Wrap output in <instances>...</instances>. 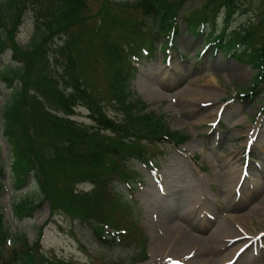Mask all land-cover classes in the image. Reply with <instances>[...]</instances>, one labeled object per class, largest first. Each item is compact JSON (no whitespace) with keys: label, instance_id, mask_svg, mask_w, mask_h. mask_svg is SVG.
<instances>
[{"label":"trees","instance_id":"trees-1","mask_svg":"<svg viewBox=\"0 0 264 264\" xmlns=\"http://www.w3.org/2000/svg\"><path fill=\"white\" fill-rule=\"evenodd\" d=\"M29 0H0V56L11 53L13 65L0 70L10 86V98L1 107L4 139L10 149L13 187L35 180L41 196L13 205L16 217H31L47 203L55 212L92 225L99 243L128 241L139 235L132 202L116 185L133 187L135 161L149 166L156 157L148 146L169 142L178 146L188 137L171 132L164 120L134 97L130 90L136 68L133 61L152 54L154 42L164 49L179 33L181 18L195 36L205 35L210 50L251 65L257 74L240 98L257 99L264 86V17L257 30L227 32L238 10L237 0H199L198 9L181 15L188 0H34V36L21 47L15 36ZM94 9V10H93ZM140 14L133 19L131 15ZM224 26L214 34L218 15ZM259 34L260 42H255ZM58 42H54V39ZM104 82V89L102 87ZM123 114L110 118L104 104ZM88 112L90 125L72 119L75 109ZM264 109V107H263ZM145 111V112H144ZM3 169L0 167V175ZM89 184L87 191L77 190ZM2 185H0V193ZM113 230L110 241L104 227ZM42 228L29 242L25 235L12 238L0 211V264H77L50 257L41 250ZM104 238V239H103ZM12 247V248H11ZM10 252L8 253V249ZM144 255V250H142ZM145 256V255H144Z\"/></svg>","mask_w":264,"mask_h":264},{"label":"rangeland","instance_id":"rangeland-1","mask_svg":"<svg viewBox=\"0 0 264 264\" xmlns=\"http://www.w3.org/2000/svg\"><path fill=\"white\" fill-rule=\"evenodd\" d=\"M112 1L122 4L138 0ZM200 5L199 0H188L181 15ZM237 6L227 32L258 31L264 17V0H237ZM3 8L0 4V10ZM36 8L34 0L27 2L15 37L21 47L29 45L36 25L43 29L39 25L43 18H35L36 12H41ZM140 16L131 15L137 20ZM223 26V14H220L213 27L214 34ZM207 29L205 35L195 36L180 18L179 33L172 41L174 47L168 44L169 50L164 52L165 40L159 38L150 56L143 54L133 62L136 72L130 90L134 97L147 106L146 112L161 117L171 132H179L188 140L178 147L169 142L148 146L156 154L150 166L129 163L138 173L137 183L131 188L118 183L116 189L132 202V214L137 218L140 234L128 241L113 239L109 246L99 243L92 225L57 212L51 215L46 203L31 218L20 220L15 216L14 204L37 200L41 193L33 180L19 190L13 188L10 150L3 136L1 116V107L10 98L11 88L0 80V167L3 169L0 210L12 238L25 235L31 243L42 228L41 250L50 257L77 264H202L205 261V264H264V210L250 216L251 219L242 217L264 195V86H260L257 99L240 98L257 74L251 65L212 50L205 51L197 60L205 37L211 32ZM258 41L257 33L255 42ZM54 42H58L57 38ZM10 57V52L0 56V70L13 65ZM188 83L197 84L195 89L205 93L200 102H197L199 97L193 96L182 108L173 94ZM104 86L102 82L103 89ZM104 107L110 118L123 120L117 108L106 103ZM75 113L72 119L91 124L84 108L75 109ZM89 189V184L77 186V190ZM192 204L198 205L194 213L189 210ZM204 216L205 230L199 233L204 238L214 228L237 229L235 236L229 238L227 249L214 255L211 247L204 245L194 250L188 247L177 250L182 232L180 238L165 241L168 227L183 225V232L189 231L194 224L200 225L198 219ZM184 217L189 223L181 221ZM104 238L112 239L110 235ZM138 238L144 247L139 242L134 244ZM143 248L146 257L142 256ZM135 258L138 260L132 262Z\"/></svg>","mask_w":264,"mask_h":264},{"label":"bare ground","instance_id":"bare-ground-1","mask_svg":"<svg viewBox=\"0 0 264 264\" xmlns=\"http://www.w3.org/2000/svg\"><path fill=\"white\" fill-rule=\"evenodd\" d=\"M196 85H193L192 83H188L187 87L178 89L175 92V94H173V98H176L177 102L180 105H183L182 108L185 107L186 102H190V98H192L193 96L199 97L197 99V102H200V99H201L200 97H203L202 95H204L205 92L196 90L194 87ZM155 92L157 94H159L156 90H155ZM194 101L196 102V100H194ZM261 197H263V198L261 199L259 197L256 204L253 207H250L251 209L248 208L245 211V213H243V215H242L243 218H246V217L250 218V216L252 217V216H254V214L255 215L259 214L260 212H262L264 210V195ZM197 208H198V205L192 204L189 208L190 213L191 212L194 213V211H196ZM190 213H189V215H190ZM205 217L206 216L202 217L201 220L199 217L198 224H200V225L194 224V226L189 231L185 230L183 232V229L181 228L183 225L182 226L178 225L179 227H177V226L168 227L166 230L167 233L165 235V241L166 240H167L166 242H170L171 240L174 241L173 239H178V238L183 236L180 240H177V242L179 243V247L177 250H182V249L187 248V247L194 250L195 248H199V246L204 245L206 247H208V246L211 247V249L213 250V255L217 254L218 250L227 249V247H228L227 245L229 244V238L235 236V231L237 229L232 230V228H230V227L225 228V229L214 228V230L210 231L208 238H204V237L200 236L199 233L201 231L205 230L204 229L205 227L203 226V224H205V221H206ZM191 219H193V218H191ZM181 221L189 223L188 218H186V217L182 218ZM241 225H243V224H241ZM181 232H182V235H181ZM179 235H181V236L179 237ZM253 245H254V243L252 244V246ZM205 263H206V261L202 262V264H205Z\"/></svg>","mask_w":264,"mask_h":264}]
</instances>
